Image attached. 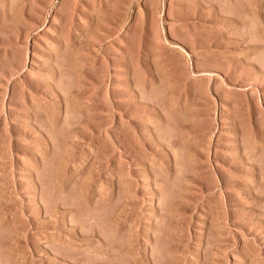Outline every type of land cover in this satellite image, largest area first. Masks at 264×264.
Instances as JSON below:
<instances>
[{
  "label": "rangeland",
  "instance_id": "obj_1",
  "mask_svg": "<svg viewBox=\"0 0 264 264\" xmlns=\"http://www.w3.org/2000/svg\"><path fill=\"white\" fill-rule=\"evenodd\" d=\"M0 264H264V0H0Z\"/></svg>",
  "mask_w": 264,
  "mask_h": 264
}]
</instances>
